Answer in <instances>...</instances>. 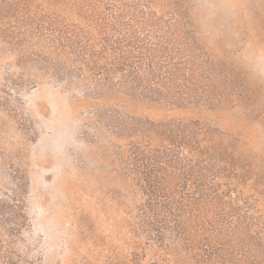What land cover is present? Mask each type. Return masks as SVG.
Masks as SVG:
<instances>
[{
  "label": "rangeland",
  "instance_id": "obj_1",
  "mask_svg": "<svg viewBox=\"0 0 264 264\" xmlns=\"http://www.w3.org/2000/svg\"><path fill=\"white\" fill-rule=\"evenodd\" d=\"M45 18L93 34L115 20L177 19L198 49L178 77L189 78L194 62V83L213 97L173 106L95 89L75 72L57 75L40 63L49 55L41 38L18 32L22 20ZM120 116L150 124L156 136L173 125L190 129L231 188L224 201L251 205L249 251L257 239L264 264V0H0V256L9 250L21 264L184 263L135 223L142 196L115 159L146 142L140 129L114 130ZM150 145L162 146L157 137ZM209 205L203 212L215 217L220 205Z\"/></svg>",
  "mask_w": 264,
  "mask_h": 264
},
{
  "label": "trees",
  "instance_id": "obj_2",
  "mask_svg": "<svg viewBox=\"0 0 264 264\" xmlns=\"http://www.w3.org/2000/svg\"><path fill=\"white\" fill-rule=\"evenodd\" d=\"M115 21L93 34L90 29L58 18L22 20L18 32L22 30L19 35L24 36L34 33L41 38L40 47L49 52L39 59L42 65L53 66L57 75L75 72L95 89L105 87L108 93L173 106L211 101L212 93L207 90L210 86L200 90L194 83V62L188 70L192 73L189 78L183 73V78L178 77L179 67L194 61L198 51L192 33L178 29L187 25L177 19L162 22L151 18L139 25L130 22L119 27ZM185 52L191 54L184 58ZM113 126L114 130L128 134L140 129L138 133L146 142L132 143L129 150L119 152L115 161L142 196L135 223L149 240L181 258L183 264H262L257 239V249L249 251L251 205L242 199L238 203L224 201L227 195L231 197V188L227 181L221 182L215 155L196 145L195 135L187 134L189 128L173 125L167 134L156 136L150 131V124L142 127L136 121H124L121 116ZM154 137L162 146L151 147ZM207 204L220 205L215 217L208 218L203 212ZM239 230L240 237L234 239ZM3 253L0 264H21L9 250Z\"/></svg>",
  "mask_w": 264,
  "mask_h": 264
}]
</instances>
